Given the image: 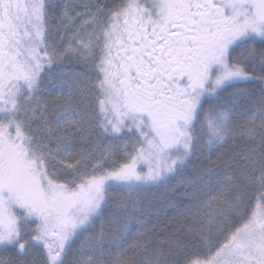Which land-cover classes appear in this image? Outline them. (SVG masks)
Instances as JSON below:
<instances>
[{"label": "snow or ice", "instance_id": "snow-or-ice-1", "mask_svg": "<svg viewBox=\"0 0 264 264\" xmlns=\"http://www.w3.org/2000/svg\"><path fill=\"white\" fill-rule=\"evenodd\" d=\"M0 264H264V0H0Z\"/></svg>", "mask_w": 264, "mask_h": 264}, {"label": "trees", "instance_id": "trees-1", "mask_svg": "<svg viewBox=\"0 0 264 264\" xmlns=\"http://www.w3.org/2000/svg\"><path fill=\"white\" fill-rule=\"evenodd\" d=\"M169 195L171 194H166L163 188L159 189L158 191H155L153 200L154 203L160 208V212L159 216L157 217L155 210H153L152 214L149 217H146L148 221L147 227L149 229H151L153 225H155L157 231L163 230V228L168 225L169 218L174 215L173 210L169 208L167 204L164 203V201L167 200ZM150 196H152L151 193Z\"/></svg>", "mask_w": 264, "mask_h": 264}]
</instances>
